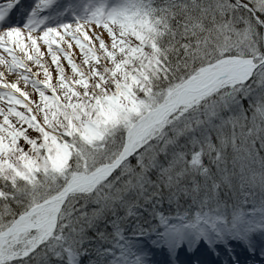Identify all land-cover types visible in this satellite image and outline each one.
Here are the masks:
<instances>
[{"label":"snow or ice","instance_id":"snow-or-ice-1","mask_svg":"<svg viewBox=\"0 0 264 264\" xmlns=\"http://www.w3.org/2000/svg\"><path fill=\"white\" fill-rule=\"evenodd\" d=\"M0 264H264V0H0Z\"/></svg>","mask_w":264,"mask_h":264},{"label":"trees","instance_id":"trees-1","mask_svg":"<svg viewBox=\"0 0 264 264\" xmlns=\"http://www.w3.org/2000/svg\"><path fill=\"white\" fill-rule=\"evenodd\" d=\"M176 66L173 65V68H175ZM188 71H191L192 70V58H190L187 62V65H186ZM185 68V65L183 63L180 64V68L176 70L175 72V75L177 76H182V69Z\"/></svg>","mask_w":264,"mask_h":264},{"label":"rangeland","instance_id":"rangeland-1","mask_svg":"<svg viewBox=\"0 0 264 264\" xmlns=\"http://www.w3.org/2000/svg\"><path fill=\"white\" fill-rule=\"evenodd\" d=\"M175 118V117H174Z\"/></svg>","mask_w":264,"mask_h":264}]
</instances>
